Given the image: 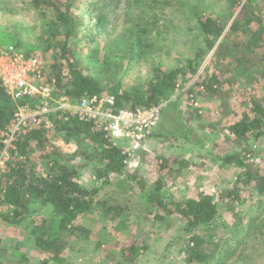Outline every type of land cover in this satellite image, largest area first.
I'll return each mask as SVG.
<instances>
[{"label": "trees", "instance_id": "trees-1", "mask_svg": "<svg viewBox=\"0 0 264 264\" xmlns=\"http://www.w3.org/2000/svg\"><path fill=\"white\" fill-rule=\"evenodd\" d=\"M226 1L232 18L227 30L221 21L208 13L206 9L210 4H206L207 0H132L130 7L133 12L128 22L126 20L124 49L120 50L118 41L98 46L110 20L104 10L97 8L95 0H31L34 8L53 16L44 31L50 35L46 51L52 50L54 59L49 65L50 71L47 72L45 66L43 74L48 80L56 81L55 90L51 98H26L17 104L0 81V158L5 147V134L13 125L18 105L37 109L41 104H47L53 111L43 116L49 119L52 126L68 139H78L83 143L82 150L75 155L64 153L50 140L44 122L17 134L8 148L9 158L0 171V218L9 225H21L32 216H40L33 236L36 247L46 256L43 264H69L63 255L70 247L71 238L79 233L86 238L90 233L76 226L75 222L95 205L108 209L107 203H101L98 197L101 188L111 185L112 177H124L118 182L129 188V183L134 182L137 192L157 220H179L181 233L185 234L180 251L186 255L188 264H232L243 245L261 232L263 228L256 222L247 226L240 222L239 234L219 238L218 243H223L222 247L212 249L216 236L207 229L219 215V206L213 197L200 195L197 198L175 199L164 194L161 179L151 185L145 184L136 171L126 167L122 146L116 144L98 123L84 120L70 110L53 109L51 106L53 97L60 96L62 91L72 104L84 96L102 94L107 87L100 78L85 73L84 59L97 63L99 58L107 65L118 54L119 58H123L121 63L124 60L126 65H133L134 61L142 60L152 50H162L168 38L166 34L183 13L194 15L201 32L202 46L196 56L182 60L173 68L155 62L151 78L140 89L134 87L127 90L117 84L109 90L116 99L117 108L137 110L158 107L182 89L188 81L187 75L196 76L199 73L200 61L208 54L211 56L210 63L204 67L206 78L199 76L185 92L192 106L196 104V98H193L195 90L198 95L212 101L220 100L222 106L226 105L233 86L231 76L235 74L252 78L251 75L256 73L264 88V0ZM201 6L204 8L201 9ZM60 31L64 40L57 42ZM85 48H89L88 54H84ZM224 93L227 95L224 96ZM246 103L248 111L234 114L236 121L224 128L223 141L231 144V151H211L203 155L238 170L232 189L227 191L231 200L227 205L241 203L250 190L264 195V173L254 161L253 149V143L264 137V96L251 94ZM194 114L200 117L195 108L186 121H191ZM185 124L183 119L179 122L183 130ZM154 135L182 138L181 134H165L162 131L154 132ZM215 147L220 148L218 145ZM76 158L81 159V166L91 165L95 169L96 179L102 180L100 185L85 186L80 182L79 166L74 163ZM158 158L161 159L159 171L168 169L180 173L188 165L187 160L180 156ZM175 165L177 168H174ZM223 197H226L225 194ZM42 208H51V212L42 214ZM116 213L121 215L122 209ZM121 252L125 262L133 263L140 255L138 242L133 241ZM0 259L5 264L12 263L1 239ZM23 261H27L24 256L19 262Z\"/></svg>", "mask_w": 264, "mask_h": 264}, {"label": "rangeland", "instance_id": "rangeland-1", "mask_svg": "<svg viewBox=\"0 0 264 264\" xmlns=\"http://www.w3.org/2000/svg\"><path fill=\"white\" fill-rule=\"evenodd\" d=\"M132 0H95L97 8L104 10L109 16V28L104 34L98 46L108 42L118 41V48L124 49L123 32L131 12ZM205 7L208 13L226 26V30L232 22L227 11L226 0H207ZM198 5V3H196ZM200 5V4H199ZM201 9L204 6L200 7ZM182 16V17H181ZM53 16L46 11H40L31 5V0H0V47L15 46L18 51L26 56H37L45 62L47 72L53 62V51H46L50 35L44 31ZM179 21L170 29L167 41L162 50H152L148 56L140 61H134L133 65H126L123 58L116 55L115 60H110L105 65L99 60L92 63L84 59L85 73H89L103 80L107 87L101 95H111L110 89L121 84L124 89L133 90L141 88L152 74V65L162 63L164 67H176L179 62L193 59L202 46L201 32L196 19L192 14L183 13L177 18ZM166 36V37H167ZM62 31L57 35V42L63 41ZM89 48L84 49L88 54ZM117 52L116 50H113ZM122 55L121 53H119ZM124 57V55H122ZM211 54L200 61V71L196 76L187 75V83L174 94L168 101L158 105L160 119L153 130L162 131L165 134L180 135L182 138L157 137L152 135L143 143L142 149L135 158L126 165L131 171H136L139 178L145 184L151 185L155 180L161 179L163 192L175 199L197 198L200 195L211 196L218 203L219 215L207 231L216 237L213 238L212 249L222 247L218 243L219 238H229L237 235L240 222L244 224H260L261 232L252 237L243 245L240 254L233 259L232 264H264V195L250 190L244 196L241 203H231L227 191L232 189L236 179L237 169L233 166H225L213 159H207L209 152L227 153L230 145L224 140V128L236 121V115L248 111L247 100L251 94L264 96L263 84L254 73L252 78L238 74L232 75L233 86L227 104L222 106V101H212L205 96L198 95L195 105H191L185 92L191 87L198 77L206 78L204 67L210 63ZM102 60V59H101ZM115 62V63H114ZM210 73V72H209ZM48 79V78H47ZM229 90V88H228ZM63 92V91H62ZM51 100L53 109L58 108V102L63 96ZM184 94V95H183ZM227 94L224 93V96ZM194 100V99H193ZM71 112H76V104H72ZM123 108V107H120ZM198 109L200 117L193 115L187 122L189 113ZM37 109H30L29 127L35 128L45 124L50 140L61 150L69 155H75L82 150L83 143L78 139H68L63 133L52 126L48 118L33 116ZM185 124L183 130L179 122ZM103 128L104 120H93ZM203 125V126H202ZM110 135V134H109ZM111 136V135H110ZM112 137V136H111ZM120 146L127 147L129 142L111 138ZM216 145L220 148L215 147ZM255 152L254 161L264 173V137L253 143ZM180 156L187 160L188 165L180 173L168 169L159 171L160 158L168 156ZM9 158L8 148L2 152L0 171L4 168ZM79 166V180L85 186H98L102 180L95 177V169L81 166V159H74ZM177 168V165L174 166ZM124 177H112L111 185H105L99 191L100 202L107 203L108 209H102L101 205H95L91 211L80 215L75 222L76 226L87 229L90 233L85 238L81 233L71 238L70 247L63 257L69 264H130L123 260L122 250L133 241H137L140 255L131 264H188L186 255L180 250L184 244V233H181V223L177 218L165 221L157 220L146 206L141 194L134 187L135 183L119 184L118 180ZM225 194V198L223 197ZM109 206L112 208L110 209ZM122 209L121 215H117L118 209ZM3 210V209H2ZM42 214L50 213L51 208H42ZM40 216L30 217L24 224L9 225L0 218V239L2 246L8 250L12 263L9 264H43L46 256L40 253L35 245L33 229ZM252 236V235H251ZM223 250V248L221 249ZM27 261L19 262L21 257ZM0 264H5L0 259ZM8 264V263H7ZM197 264V263H196Z\"/></svg>", "mask_w": 264, "mask_h": 264}, {"label": "built area", "instance_id": "built-area-1", "mask_svg": "<svg viewBox=\"0 0 264 264\" xmlns=\"http://www.w3.org/2000/svg\"><path fill=\"white\" fill-rule=\"evenodd\" d=\"M45 65L42 58L26 56L14 46L0 47V81L6 93L17 104L26 98H51L56 81H50L44 76ZM72 106L66 97L58 102V109L70 110ZM29 110L23 105L17 106L13 125L3 140L6 148H9L18 133L29 127ZM75 110L84 120L101 117L104 120L103 129L107 133L119 141L129 142L127 147H123L126 165L142 149L143 143L151 136L160 119L159 107L137 110L117 108L113 95L84 96L76 103ZM52 111L43 103L34 111L33 116H45Z\"/></svg>", "mask_w": 264, "mask_h": 264}]
</instances>
